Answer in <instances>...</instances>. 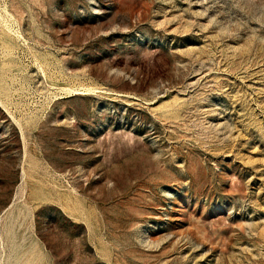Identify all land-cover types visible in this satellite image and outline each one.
<instances>
[{
  "label": "rangeland",
  "instance_id": "374dc122",
  "mask_svg": "<svg viewBox=\"0 0 264 264\" xmlns=\"http://www.w3.org/2000/svg\"><path fill=\"white\" fill-rule=\"evenodd\" d=\"M0 264H264V0H0Z\"/></svg>",
  "mask_w": 264,
  "mask_h": 264
}]
</instances>
